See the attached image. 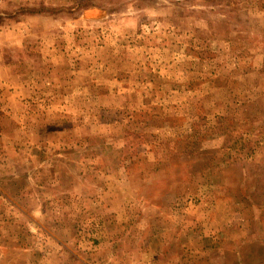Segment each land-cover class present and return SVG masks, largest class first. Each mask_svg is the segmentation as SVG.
Instances as JSON below:
<instances>
[{
  "label": "rangeland",
  "instance_id": "rangeland-1",
  "mask_svg": "<svg viewBox=\"0 0 264 264\" xmlns=\"http://www.w3.org/2000/svg\"><path fill=\"white\" fill-rule=\"evenodd\" d=\"M0 264H264V0H0Z\"/></svg>",
  "mask_w": 264,
  "mask_h": 264
}]
</instances>
